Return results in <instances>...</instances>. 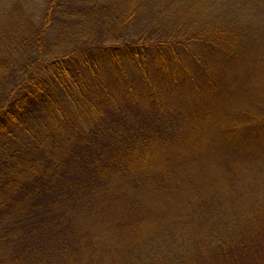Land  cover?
Segmentation results:
<instances>
[{
  "label": "trees",
  "instance_id": "1",
  "mask_svg": "<svg viewBox=\"0 0 264 264\" xmlns=\"http://www.w3.org/2000/svg\"><path fill=\"white\" fill-rule=\"evenodd\" d=\"M262 5L45 0L0 77V264H264V97L218 98Z\"/></svg>",
  "mask_w": 264,
  "mask_h": 264
},
{
  "label": "rangeland",
  "instance_id": "2",
  "mask_svg": "<svg viewBox=\"0 0 264 264\" xmlns=\"http://www.w3.org/2000/svg\"><path fill=\"white\" fill-rule=\"evenodd\" d=\"M44 3L45 0H0V77H7L14 63L25 62L29 56L36 55L30 31L41 18ZM244 16H248L247 20L253 25H258L257 29L253 28L258 36L261 35L262 43H249L247 54L244 50L232 59L235 68L231 75L227 74L224 82H218V98L224 107L232 106L239 98L253 93L264 97V6L255 12L250 9L239 15V18L243 19ZM73 27L74 30L78 29V23ZM57 45V30L55 25H51L41 42L40 56H47V52L55 50ZM16 77H20L19 73H16ZM202 142L205 149L191 152V155L197 157V160L211 159V149L216 140L205 136Z\"/></svg>",
  "mask_w": 264,
  "mask_h": 264
}]
</instances>
